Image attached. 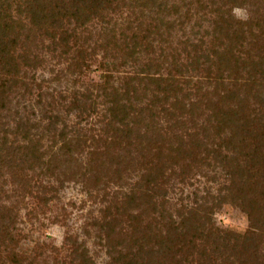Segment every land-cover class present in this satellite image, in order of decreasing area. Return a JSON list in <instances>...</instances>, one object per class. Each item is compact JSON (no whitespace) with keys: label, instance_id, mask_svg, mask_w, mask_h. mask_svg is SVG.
I'll use <instances>...</instances> for the list:
<instances>
[{"label":"rangeland","instance_id":"374dc122","mask_svg":"<svg viewBox=\"0 0 264 264\" xmlns=\"http://www.w3.org/2000/svg\"><path fill=\"white\" fill-rule=\"evenodd\" d=\"M25 1L0 0V14L9 23L8 38L0 41V209L11 211L0 225L8 222L13 229L14 252L34 257L35 264H70L72 249L80 243L91 264H121L130 245H137V234L128 226L136 222L126 215L117 218L113 206L137 182L148 180L158 183L154 200L164 203L166 217L171 214L178 222L177 209L204 198L213 207L211 219L218 230L243 233L250 229L251 209L235 200L215 206L236 175L242 179L233 176L240 195L258 201L254 205L262 209L255 210L259 231L246 257L254 258L250 264H264V182L254 176L257 169L264 171V0H160L165 3L160 15L171 28L160 29L164 41L156 40V34L155 40L148 39L154 52L141 51L135 63L119 35L130 36L133 30L144 35L153 15L147 8H141V16L140 8L128 7L132 0H124L118 11H100L77 29L78 42L71 39L64 49L52 43V21L41 17L50 15L48 2L28 0L46 9L34 16L22 5ZM114 22L120 26L112 38L102 28ZM78 50L82 59L75 57ZM147 58L155 63V75L185 77L198 89L190 84L179 92L172 88L167 102L155 104L154 116L141 120L136 111L145 99H129L134 108L124 127L132 132L110 134L123 128L109 111L115 97L106 98L96 87L110 73L114 78L109 83L118 88L122 77ZM81 93H89V99L79 103L95 105L90 114L71 109ZM192 102L197 105L190 113ZM160 105L170 115L160 113ZM64 124L68 135L78 131L84 140L69 145L67 154L59 140L52 141L60 139ZM138 207L132 212L141 210L142 223L149 221L163 233L161 207ZM104 218L116 220L111 234ZM187 231L177 236L188 240L195 232ZM157 240L152 234L138 242L155 245ZM199 242L191 263L197 260ZM175 253L166 252L160 264H183L188 252Z\"/></svg>","mask_w":264,"mask_h":264},{"label":"trees","instance_id":"16d2710c","mask_svg":"<svg viewBox=\"0 0 264 264\" xmlns=\"http://www.w3.org/2000/svg\"><path fill=\"white\" fill-rule=\"evenodd\" d=\"M46 1L49 4H46V6L50 8V15L47 16V14L42 13L43 16L41 17H47V19L52 21L50 25L52 27V34L50 35L53 39L52 43L55 46L59 45L61 47H64V49H68V41L72 39V42L74 44L78 42L79 37L76 33L77 29H82L83 26L90 23L92 15H96L100 11L102 12L108 8H112L111 10L113 12L118 11L119 4H123L124 0H45V2ZM197 2L199 3V1ZM23 3L24 4L22 5L28 6V10L30 9L31 14L34 16L39 10H46L38 6L36 7L35 4H32V2H28V0ZM210 3L211 5L214 4L213 1H211ZM112 4L113 7H111ZM128 7L130 9L138 7L140 8L141 13L143 12L141 8H147L148 12H151V14H153L152 22L154 23H149V28L145 30L146 33H144V35L138 36V34H136V31L133 29V32L130 34V36H128L124 31H121V34L119 35L124 42V47L130 50L126 55H128L129 58H131L132 62L135 63L138 60L136 54L140 53L141 51H144L145 53L154 52L152 50V42L148 41V39L150 38L155 40V37L153 35H158L159 39L156 38V40L160 42L164 41V39H161L162 33H160V29L163 27H165L166 29H170L171 23L170 21H166L165 17L160 15L165 11V3L160 0H132V2L128 3ZM222 14L224 13L222 12ZM227 14H229V12ZM142 15L143 13L141 14V16ZM223 16L224 15H222V17ZM100 19L104 21L105 18L100 16ZM138 19L139 18H135L133 21L135 22V20L137 21ZM130 20L131 18H129L127 21ZM105 22L108 23L109 21ZM123 23H125V21L121 22V24ZM71 24H74L73 27H70ZM113 24L114 26L111 28L107 26L102 28L104 29L103 33L107 34L106 36L112 38L115 37L116 25L120 26V23L117 24V22H114ZM126 24L129 25L126 27H130L129 22H126ZM139 25L140 22L135 27H139ZM8 26L9 23L8 21L6 22V17H3L0 14V41H3V43V39L8 38L6 37L7 34H5ZM151 29L153 30L151 31ZM82 52L83 51L78 50L75 57L78 59H82ZM159 55H161V52L159 53ZM152 62V58H147V60L137 70H134L132 74L126 76L124 75L118 88L111 86V84L109 83L110 78H114L110 73H107V75L103 76L105 78L103 83L97 85L96 89L100 90L103 96H105L106 98L109 95L115 97L113 100H111L113 105L111 106V108H109V111H111L113 119L117 120L120 124L123 125V128H114V131H112L110 134L115 135L117 131H123L126 133L132 132V130H130L129 128L124 127V125L126 124V117L134 108L129 99L135 98V100L137 101H139V99L142 101V98L145 99V106H138V110L136 111V115L138 116L137 118L141 120L145 115L154 116L152 110L155 108V104L158 102L159 104H161V102H167V99L169 98L167 92L173 91L172 88L176 89V92L183 90L184 86H189V84L190 86H193L195 88V84L192 85V83H190L191 79L185 77L184 80L179 81L177 77L174 78L170 75V73L167 76H162L160 74L155 75L154 72L151 71V68L154 67L155 64ZM74 65L77 67L79 65V62L77 61ZM177 73L179 74L180 71ZM215 83H217V80H215ZM214 88H216V85L214 86ZM214 88L212 91H214ZM184 96L188 98L187 94H185ZM122 98H124V102ZM80 99L81 101L89 99V93H81L79 97L74 98L71 102V109L78 110L79 115L87 113L90 114L91 112H93L95 105H93V103H90L88 106H85L84 104L79 103ZM195 103L196 102L190 103V113H192L196 108L195 105L197 104ZM159 112L163 113L164 116L170 115L168 109L163 106L159 108ZM54 119L56 120L53 122H57L58 117L55 116ZM230 121L232 122L233 119H231ZM133 123L135 122L133 121ZM65 127L66 125L64 124L63 128H61L58 133L60 139H55V137H53L52 141L53 143H56L57 140H59V145H61L60 148L64 149V153L67 154V152L69 151V145H76V143L77 145H79V143L84 142V140L82 138L83 135L78 131H73L71 133L70 130H68V132H70V135H68L66 133V130L64 129ZM39 139H42V136L39 137ZM27 141L28 144H31L33 142L31 141V139H28ZM1 144H5V142L1 141ZM39 156L38 158L40 159ZM56 158L57 154H55V159ZM233 176L239 178L236 175L231 176V184L225 187L226 193L219 194L218 198L216 199L215 206H219L221 203L226 201H238L241 206H244V208L248 207L249 209H251V211H247V215L249 216L250 220V229L246 230L243 233L235 232L229 229L218 230L211 219V210H213V207L206 205L207 201L204 198L203 202L195 200L193 206L188 207L186 205H183L180 209H177L175 215L177 216V218H179V221L176 222L174 218H172L173 216H171V214L167 215L165 213L167 217L164 215V203L156 202L154 200V197L157 195L156 191L158 183H154L153 181L149 180L145 182H137L128 191V193L124 194L123 200L119 201L118 203L116 202V205L113 206L115 207V215L117 216V218L121 215H126L128 216V218H130L129 220L136 222V225L132 226L131 223H129L128 226L131 229L132 235L137 234V245H130L128 251L123 256L124 260L121 261V264H160L161 261L162 263L164 262L165 258L163 256L166 255V252H170L172 253L171 256H174L176 254V251L179 252L181 250L184 252H188L187 256L184 257L183 264H250V262L254 260V258L251 260L247 259L246 255L250 256V251L252 249L251 247L254 246L253 243L255 242V238L257 237L256 234L259 231V226L256 223L254 213L256 209H262L257 208L258 206L254 205L258 204V201H254V199L240 195V189L236 187ZM254 176L258 181L264 182V171L259 172V169H257ZM240 180L242 181V179ZM149 184H152L151 187L149 186ZM262 196L264 199V195ZM142 203L151 205L154 210L157 205L161 207L162 211H159V216L162 219L166 217L165 223L163 224V233H159V230L151 225L149 221L142 223V220H140V217L142 215L141 210L137 213L132 212L133 208H139L138 206H140V204ZM3 207L5 209H0V219H6V217L8 218L11 213L9 208H7L6 206ZM4 210L5 212L7 211L6 216L4 215ZM262 212L263 211H261V213ZM103 222H105L108 234H111L114 230V224H116L115 218L109 220L104 218ZM189 225H193V227L191 226V228L195 233L193 235L191 234L188 240H186L187 236L183 239H180L177 234H182L185 236V231H187ZM4 226L0 225V239H3L0 244L2 247V249H0V264H35L36 259L34 257L24 256L14 252V236H12L13 229L8 226V222L4 223ZM191 228H189L188 231ZM216 230L218 232H216ZM156 231L158 232L155 233ZM139 234H141V236H139ZM152 234L153 237L157 236L158 238L155 245H145L144 243L138 242L142 239V237L145 239L148 237H152ZM197 239H200V244L198 245L200 246V248L196 253L197 260H194L191 263L189 256L194 253L192 251L197 246V244L195 243ZM133 241L134 240H131V242ZM131 248L133 249V251L131 250ZM72 253L74 254L75 258H72L70 260V264L92 263L90 257L87 256V250L80 243L74 246V248L72 249ZM253 255H255V253ZM245 257L246 259L243 260ZM177 264H182V261L177 262Z\"/></svg>","mask_w":264,"mask_h":264}]
</instances>
